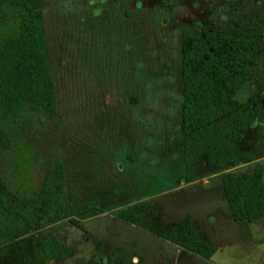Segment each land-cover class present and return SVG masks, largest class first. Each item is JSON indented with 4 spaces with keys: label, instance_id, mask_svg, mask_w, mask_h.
<instances>
[{
    "label": "rangeland",
    "instance_id": "obj_1",
    "mask_svg": "<svg viewBox=\"0 0 264 264\" xmlns=\"http://www.w3.org/2000/svg\"><path fill=\"white\" fill-rule=\"evenodd\" d=\"M42 14L56 127L47 122L0 129V187L21 200L42 180L48 154L58 153L69 216L34 234L55 237L73 252L61 260H35L29 246L37 235L29 234L1 264H106L123 245L129 264H264V218L249 225V236L226 228L216 180V194L202 207L208 218L214 211L221 218L207 258L175 251L168 241L109 214L150 193H157L150 209L166 225L191 208L185 189L171 197L163 192L170 185L167 172L182 165L180 35L209 28L254 35L251 75L230 96L251 107L264 89V0H44ZM243 145L255 159L232 163L230 170L240 176L259 166L264 182V112L250 115ZM198 172L197 178L206 172L201 164ZM91 206L105 211L81 218Z\"/></svg>",
    "mask_w": 264,
    "mask_h": 264
},
{
    "label": "trees",
    "instance_id": "obj_2",
    "mask_svg": "<svg viewBox=\"0 0 264 264\" xmlns=\"http://www.w3.org/2000/svg\"><path fill=\"white\" fill-rule=\"evenodd\" d=\"M44 0H0V129L3 126L56 127L57 103L41 29ZM181 64V160L182 179H194L195 166L204 161L209 173L232 163L255 159L243 145L252 113L264 112V89L251 107L230 99L251 75L256 54L252 33L216 29L185 30L180 35ZM23 153V152H22ZM223 195L233 220L251 223L264 215V182L259 166L234 176H220ZM149 200L129 203L109 212L150 234L207 258L214 243L199 223L185 214L166 225L155 218ZM105 210L91 206L81 218ZM69 216L65 172L61 157L48 154L42 180L21 200L0 187V264L21 238L34 234L44 224ZM30 241L29 255L35 260L65 259L73 249L55 237L38 234ZM124 246L112 250L106 264H129Z\"/></svg>",
    "mask_w": 264,
    "mask_h": 264
},
{
    "label": "crops",
    "instance_id": "obj_3",
    "mask_svg": "<svg viewBox=\"0 0 264 264\" xmlns=\"http://www.w3.org/2000/svg\"><path fill=\"white\" fill-rule=\"evenodd\" d=\"M249 126H250V117H249ZM137 156H139V155H137V153H136V155L133 158V163L136 161ZM140 156H142V155H140ZM249 163H251V162H249ZM199 164H201V166L205 169L204 161H200L198 164H196L195 172H194V179L190 182H184L182 179V165H181V167L175 165L176 169L174 172H167V176L170 177V185L168 184L169 187L167 186L168 188L166 187L163 192H165V194H167L168 197H171L174 194L179 193L180 191L182 192L183 189H185L186 191H189V192L185 191V193L187 194V197H189L186 200L189 201L191 208H189V209L186 208L184 214H187V213L190 214L199 223V225L203 229L206 236L212 242H214L213 241L214 237L217 236L218 232L221 229V225L219 222V219H221L220 214H218L217 211H214V213L211 215V217L208 218V216L206 215V213L204 211V208H202V207L205 204V201L207 200V198H210L212 193L216 194V190L218 189L216 197H217V199H219L218 202L221 203V205H223L222 206L223 207L222 213H223L224 220H226V228L228 226L238 227V228H240V230H242V232L245 233V235L249 236L251 234V228L249 227V225L251 226V223L254 224V223L262 220V218H264V215L261 216L259 219L255 220L254 222H251V223L244 222L245 225L238 223V221H235L232 219V217L229 213V209L227 207L226 201L223 200L224 195H223V190H222V186H221V182H220V176L222 174H224L225 172H228V171L232 172L230 170L231 165L225 170H221V171H217V172H213V173H209L208 171L205 170L206 172H204V174H202L203 176L201 178H197L196 176H197V174H199V172H198ZM245 164H248V163H237L235 166H237V167L238 166H245ZM162 175L164 176V173ZM213 178H215V179H213ZM212 180L218 181L220 183L221 187H217V189L214 191L213 190L214 187L212 186V182H213ZM153 194L154 193H150V194H148V196L138 197L136 200H132V201L137 202V201H142V200H150L151 202H154L153 198L156 197L157 193L154 196H153ZM124 247L127 249V246H124ZM172 247L174 248L175 251L183 250L182 248H179L173 244H172ZM127 252H128V256H129V251L127 250ZM132 259L135 260L137 258L135 256H133Z\"/></svg>",
    "mask_w": 264,
    "mask_h": 264
}]
</instances>
